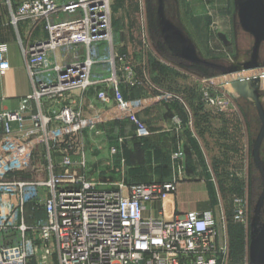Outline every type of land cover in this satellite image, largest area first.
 <instances>
[{
	"label": "built area",
	"instance_id": "built-area-1",
	"mask_svg": "<svg viewBox=\"0 0 264 264\" xmlns=\"http://www.w3.org/2000/svg\"><path fill=\"white\" fill-rule=\"evenodd\" d=\"M16 1V7L10 10L11 23L27 20L41 23L47 33L46 39L27 44L23 49L33 84V93L27 100L59 101L68 91H87L98 85L91 80L90 72L96 64L92 54L100 47L110 53L107 64L112 69L115 70V64L124 63V57L115 55L112 45L110 0ZM8 69L7 45L1 43L0 70ZM124 69V84L128 88L146 84V77L137 80L132 67ZM235 80L227 78V81ZM102 82L107 83V90H113L117 102L124 105L117 89L121 80L115 71ZM105 91L97 95L103 102L108 101ZM27 100L17 111L0 114V134L10 136L12 123L23 130ZM204 102L220 110L228 107L227 100L213 98L208 93H204ZM125 113L134 120L137 136L147 137L145 125L137 121L133 112ZM98 120L99 117L83 118L63 106L53 119L33 116L32 127L25 136L34 137L41 130L47 134L53 124L63 128L62 133L57 131L59 137L70 129L74 130V136H81L84 130H93ZM173 125L177 131L181 130V119L175 116ZM12 144L16 145L17 141ZM178 157H183V153L174 154L172 159ZM80 165L85 167L83 156ZM58 168L62 171L56 172L49 163L46 170L35 171L37 180L30 182L0 181L1 193L17 197L20 217L10 225L6 219L0 221V238L5 230H14L20 236L15 245H0V264L225 263L227 224L223 216L218 219L215 211L187 212L165 219L161 207L160 218L143 217L146 204L162 205L177 193L175 179L99 187L63 164ZM28 204H35L33 211L40 210L43 214V218H34L30 225L22 220ZM230 216L233 223L246 224L248 213L243 198L233 200Z\"/></svg>",
	"mask_w": 264,
	"mask_h": 264
},
{
	"label": "rangeland",
	"instance_id": "rangeland-1",
	"mask_svg": "<svg viewBox=\"0 0 264 264\" xmlns=\"http://www.w3.org/2000/svg\"><path fill=\"white\" fill-rule=\"evenodd\" d=\"M109 2L112 45H114L115 55L124 57V63L115 64V70L112 69L107 64L110 53L103 50L105 47H100L96 53L92 54V57L96 59V64L91 68L90 78L97 81L98 85L90 88V90L96 91L94 102L88 103V105L85 104L83 109H89L91 116L94 114L95 118L99 117L98 126L96 127L100 128L101 132L96 133L99 137L94 140L101 145V152H107L104 156L107 161L106 157L110 158V147L107 148V146L111 145L107 144V140L110 137H115L116 126L120 125L115 122V117L116 115L120 117L119 120L123 119L124 116L127 117L135 130L130 137L122 138L121 142H117L116 146L114 145L116 150H114L115 154L112 162L114 165L117 164L120 169L114 167L115 169L112 168L113 172H122L120 166L129 160L136 167L132 170L133 172L143 173L142 175L145 177L143 182L152 180L171 181L175 179L178 187L179 184L183 185L180 194H176L177 207L182 214H185V210L188 208L194 207L196 203H204L205 198L207 203L208 201L211 203V206H207V209L213 208L212 210L217 213L218 219L223 216L227 224L225 264H246V227L251 215V203L255 200V193L259 191L257 189L259 185L258 172L251 162L252 131L248 123L257 121V118L254 119L253 117L254 120L252 121L244 118L239 107L225 94L223 87L225 84L230 83V81H227L229 77L237 80L256 77L259 79V93L263 98L262 72H264V67L241 70L225 76H215V73L209 74V71L201 68L186 69L185 64H181L176 60L175 65L172 63L174 59L168 54L167 48L160 45L155 27L152 25L149 28L147 21L151 22L153 17V0H110ZM165 4L170 9V2H165ZM172 8L175 10L182 27L194 40L203 57L211 60H227L230 63L235 61L234 0H176L175 7L172 6ZM148 33L151 38L150 42H152L151 46ZM219 34L227 39L228 45H225L218 37ZM241 41L244 45H247L249 39L245 35ZM102 44V46H105L106 42ZM256 55L245 54L246 57L243 60L246 63H249L250 59L251 62H254ZM263 56V54L259 55L261 58ZM125 66L132 67L137 80L141 81L143 76L146 77V84L131 89L128 88L124 84ZM112 71H115L121 80V84L117 85V89L123 97L124 105L117 102L113 90H107V83L102 82L111 76ZM198 73L208 78H201L196 75ZM103 90H107L105 92L108 101L106 102L97 97L99 92H104ZM135 90L138 93L132 94L135 93ZM76 91L80 90H71L66 93L65 99L68 96L67 105L71 106L75 102L70 97ZM204 93H208L213 98L227 100L228 107L220 110L207 105L204 102ZM125 105L126 109L123 107ZM142 106L154 113L152 126H150L151 124L147 126L136 117L134 112ZM126 110L133 112L132 114L137 121L145 125L148 131L147 137L137 136L135 122L129 118L128 113H125ZM250 110H254L252 113L256 115L254 107H251ZM111 115H114L113 118H108ZM175 116L180 118L182 122L180 133L177 134L171 132L174 128L173 119ZM56 125L58 126L56 129L62 133L63 128L58 124ZM164 125L170 126V133L163 134L162 139L164 140L162 141L159 134L154 133L156 130L153 132L151 129L161 128ZM97 128L91 130L93 135ZM70 130H67V134L63 132L61 136L63 141L60 143V147L56 148L52 144L49 145L47 141L46 148L38 153L40 156L42 154L43 159L39 160L40 157L38 158L36 154L31 166L39 171V169L47 166L49 160L55 161L56 159L73 172L78 166L83 169L78 164V160L84 154L81 149L75 148L77 140L74 136V130ZM152 138L153 140H151ZM91 140L93 139L90 137L87 142L91 143ZM154 141H157V146L153 148L152 143H156ZM72 142L73 144H71ZM126 142L127 145L131 144L130 150L127 151L124 150ZM94 149L85 148V153L91 159V163H96L97 153H100V150L94 151ZM124 151L127 152V159L124 157ZM180 152L183 153V157L172 159L174 154ZM22 153L21 160L24 159L26 151L21 150ZM57 154L58 157H56ZM84 158L86 159V157ZM36 160L37 162H35ZM45 162L47 163L45 164ZM39 163L42 164V167L36 166ZM102 163V169H107L108 163L105 161ZM140 164L143 165V171L140 170ZM22 167L20 165V174L24 173ZM3 168L6 170V168L10 169L11 167L6 162ZM61 171L62 169L59 170V172ZM32 173L35 176L34 172ZM108 173L110 172L108 171ZM109 178L114 179L115 177L110 176ZM33 180L37 179L23 177L18 181L30 182ZM92 183L99 187H114L122 182L108 180L106 183L102 181H93ZM126 183L141 182L129 181ZM200 187L205 191L207 190L208 197H205V193L196 194L194 189H200ZM191 190L192 192L189 193ZM0 194V221L6 219L8 224L18 221L20 217L17 197H11L1 192ZM235 198H243L246 203L248 213L246 224H236L231 221L230 215ZM171 199L172 197L168 200L170 203ZM33 207H36L35 204H28L24 207L22 220L27 225H30L34 218H43L42 211H33ZM19 240L20 236L16 231L5 230L1 235L0 245H15Z\"/></svg>",
	"mask_w": 264,
	"mask_h": 264
},
{
	"label": "crops",
	"instance_id": "crops-1",
	"mask_svg": "<svg viewBox=\"0 0 264 264\" xmlns=\"http://www.w3.org/2000/svg\"><path fill=\"white\" fill-rule=\"evenodd\" d=\"M153 11L155 12L156 9V2L153 0ZM17 1L16 0H0V44L4 43L7 45V60L9 63V69L5 71L0 70V114L4 112H14L17 111L24 100H27L29 96L32 95L33 93V84H32V79L31 76L27 70L26 67V59H25V54L23 49L27 46V44L34 43L36 41L46 39L47 38V33L45 32L43 25L40 24H34L32 21L27 20V21H22L17 23L16 25L11 23V17H10V10L14 9L16 7ZM153 20V22H152ZM151 22L148 20L149 28L152 27V25L155 27L157 30V24L155 21L154 13L152 17ZM185 30V29H184ZM186 32V31H185ZM187 36L189 39L192 41L196 51L200 54V57L203 60H211L208 58L203 57L201 52L198 50L196 43L194 40L189 36V34L186 32ZM149 35V33H148ZM150 35H149V43L150 46L152 45V42H150ZM145 45V44H144ZM163 45V44H160ZM221 60V59H220ZM90 90V89H88ZM138 93L135 90V93L133 92L132 94ZM96 97V91L90 90V91H76L73 93L72 99H74L75 102L72 103V107L68 104H66L65 97L61 100H52V99H47V98H42L40 101L36 100H27V110L24 111L23 114V130H19V127L17 123H12L11 124V130L12 134L10 136H4L3 134H0V181H5V180H20V178L27 177V178H36L38 177L36 174L33 176L32 172L37 171L34 167L31 166L32 160L35 158L36 154L39 160L43 159V156L41 154L38 155L39 151L42 149L46 148L47 143L49 142V145H54L57 147L61 146V142L63 141V137H59L57 134V125L53 124L52 127H50V130L46 134L42 130L37 133L36 136L34 137H26L25 134L26 132L31 129L32 123H33V116H43V117H49L50 119H53L55 115L59 113L61 108L63 106H68L72 109L73 112L75 113H80V115L83 118H95L94 114L91 116L89 114V109L84 110L83 107L85 104L88 105V103H93L94 99ZM136 99V98H134ZM136 114V117L147 124V126H152V119L154 118V113L150 112V109L148 108H139L134 112ZM114 115H111L108 118H113ZM156 116V115H155ZM164 116V115H163ZM116 115L115 117V122L117 124H120L118 127L116 126V132L114 134L115 137H110L107 140L108 145L107 148L110 147V152H109V157L106 159L104 156H106L107 152H101V145L98 144V142L94 139H96L97 136L96 133H100L101 130L100 128H97L98 124L95 126V129L97 128V131L93 135V131L89 132L88 129L84 130L81 136H78L77 134L75 135V138L77 140V145L75 148H79L83 151L84 155L80 156V159L78 160L81 162V157L84 156L86 157L85 160V167H82L83 169L78 168L75 169V172L82 174L85 179L90 182V181H102L103 183H106V181H119V182H152V181H145L143 182V173L141 172H133V169H136L134 167V164L131 163V161L127 160V162L123 163L121 167L122 172L120 173H114L113 169L114 167H118L117 164L114 165L112 162L114 157L113 155L115 154L116 150L115 146L117 142H121L122 138H127V136L130 137L134 133L135 127L129 122L127 117H123V119L119 120L120 117ZM124 120V121H123ZM114 122V123H115ZM115 128V127H114ZM157 129L159 130L157 132ZM157 129H151V131L154 132L155 134H159L160 139H162L163 134H168L170 133V126L164 125L161 128ZM94 130V129H93ZM100 131V132H99ZM107 132V131H106ZM152 132V133H153ZM173 134L178 133L175 129V127L171 131ZM1 133V132H0ZM92 133V134H91ZM180 133V132H179ZM106 134V133H105ZM104 136V134H103ZM164 136V135H163ZM91 137V140L89 142L88 139ZM73 138V137H72ZM17 141L16 145H13L12 143ZM153 140V138L151 139ZM48 141V142H47ZM154 146H157V141ZM73 144V142L71 143ZM60 145V146H59ZM115 145V146H114ZM131 144L129 143L127 145V142L124 144V150H130ZM90 148L94 149L96 151L97 149L100 150V153L98 152L96 157V163H91V159L88 157V155L85 153V148ZM74 148V147H73ZM156 148V147H155ZM21 150L26 151V154L24 156V159L21 160L20 156L23 155L21 154ZM124 151V157L127 159V152ZM15 153V156H14ZM48 155V153H47ZM59 155L57 154L56 157ZM49 157V156H48ZM90 159V160H89ZM129 159V158H128ZM77 161V162H78ZM105 161L108 163L109 166H107V169H102V162ZM129 161V162H128ZM8 162L9 168H3ZM37 162V160L35 161ZM78 162V164H80ZM44 163V161H43ZM47 162H45L46 164ZM49 163H51L55 167V171H59V165L60 161H55L49 160ZM47 163V166L49 165ZM91 163V167H90ZM22 167V174L19 173L20 171V166ZM42 165V164H41ZM39 163V165L36 164L38 167H42ZM46 166V167H47ZM140 170H142V166L140 164ZM27 167V168H26ZM45 167V170H46ZM92 168V171H91ZM113 168V169H112ZM15 169V170H14ZM44 169V168H41ZM44 170V171H45ZM139 170V171H140ZM91 171V172H90ZM108 171L110 173H108ZM143 171V170H142ZM110 176H114V179H110ZM90 180V181H89ZM158 181V180H157ZM182 184H179V187L177 189V193L180 194L181 190L183 189ZM196 194H201L205 193V197H208V192L207 190H203L202 187L200 189H194ZM192 192L189 191V193ZM176 193V194H177ZM172 195L169 196L165 202H163L162 205L160 204H151L148 203L146 204V208L143 212V217L145 219L148 218H160L159 216V211L161 207H163V217L165 219H170L174 217L175 215H180L182 212L178 209L177 207V195ZM172 197V201H168ZM207 206H211V203H207L204 198V203L198 202L195 204L194 207H190L185 212H201V211H214L212 210L213 208L207 209ZM209 208V207H208ZM171 215V216H170ZM170 216V217H168ZM168 217V218H167ZM248 224V223H247ZM247 230V246H246V251H245V261L247 262V256H248V246H249V227L247 225L246 227ZM227 225L226 229L224 231V238L226 241L227 245ZM226 262V261H225ZM225 264V263H224Z\"/></svg>",
	"mask_w": 264,
	"mask_h": 264
},
{
	"label": "water",
	"instance_id": "water-1",
	"mask_svg": "<svg viewBox=\"0 0 264 264\" xmlns=\"http://www.w3.org/2000/svg\"><path fill=\"white\" fill-rule=\"evenodd\" d=\"M155 2L154 17L159 43L167 48L168 54L174 59L173 64L180 62L186 65V69L201 68L209 71V74L215 73V76H225L241 70L264 67V56L259 57L260 54L264 55V0H234L236 58L232 63L227 60H203L172 8V6L175 7L176 0H172L170 9L163 0H155ZM245 35L249 39L247 45L241 41ZM218 37L225 45L229 44L223 35L219 34ZM245 54H257L255 61L251 62L250 59L249 63L244 62ZM196 75L208 78L200 73ZM223 90L239 107L244 118L249 121L257 118V121L248 123L252 131L251 162L258 172L257 189L259 191L255 193V200L251 203L246 264H264V97L262 98L259 93V79L256 77L230 81L224 85ZM250 106L255 108L256 115L252 113L254 110H250Z\"/></svg>",
	"mask_w": 264,
	"mask_h": 264
},
{
	"label": "bare ground",
	"instance_id": "bare-ground-1",
	"mask_svg": "<svg viewBox=\"0 0 264 264\" xmlns=\"http://www.w3.org/2000/svg\"><path fill=\"white\" fill-rule=\"evenodd\" d=\"M164 1V3L166 2H170V5H171V2H172V0H163Z\"/></svg>",
	"mask_w": 264,
	"mask_h": 264
},
{
	"label": "trees",
	"instance_id": "trees-1",
	"mask_svg": "<svg viewBox=\"0 0 264 264\" xmlns=\"http://www.w3.org/2000/svg\"><path fill=\"white\" fill-rule=\"evenodd\" d=\"M145 182V181H144ZM159 182H162V181H159Z\"/></svg>",
	"mask_w": 264,
	"mask_h": 264
}]
</instances>
